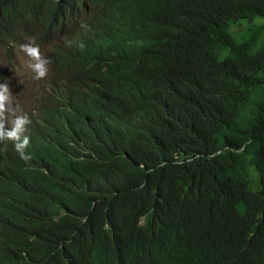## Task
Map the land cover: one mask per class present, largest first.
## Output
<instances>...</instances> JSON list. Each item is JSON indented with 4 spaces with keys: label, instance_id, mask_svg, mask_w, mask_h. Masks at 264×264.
Wrapping results in <instances>:
<instances>
[{
    "label": "trees",
    "instance_id": "obj_1",
    "mask_svg": "<svg viewBox=\"0 0 264 264\" xmlns=\"http://www.w3.org/2000/svg\"><path fill=\"white\" fill-rule=\"evenodd\" d=\"M258 17L264 0H0L2 49L52 46L31 159L0 142V264H264Z\"/></svg>",
    "mask_w": 264,
    "mask_h": 264
},
{
    "label": "clouds",
    "instance_id": "obj_2",
    "mask_svg": "<svg viewBox=\"0 0 264 264\" xmlns=\"http://www.w3.org/2000/svg\"><path fill=\"white\" fill-rule=\"evenodd\" d=\"M81 27L86 28L87 25L82 22ZM27 41L29 42L26 43ZM36 43L37 42L35 41V38L27 39L22 45L15 46L11 55H9L8 52L7 55L9 57L14 56V54L16 53L15 52L16 48L21 47V49L30 58L28 67L34 73L33 79L41 80L46 78L48 73L49 75L51 74V71L49 69L51 60L47 58V55L46 57L42 55L40 48L50 47L51 50L52 46L51 45L40 46ZM0 56H1V40H0ZM48 84L49 82H47L43 95L47 90ZM14 105H15L14 95L12 93L9 83L0 82V142L1 140H12L14 142L16 151L19 153L21 159L27 161L31 159V155L25 152V149L30 144V137L29 135L26 134L28 131V125L31 123V120L28 117L30 113L28 115L26 113L18 115L17 112L19 111V108L18 106H14ZM9 115H11L12 117L11 120L8 119ZM9 126H11V130H6V127ZM0 195H1V188H0Z\"/></svg>",
    "mask_w": 264,
    "mask_h": 264
},
{
    "label": "rangeland",
    "instance_id": "obj_3",
    "mask_svg": "<svg viewBox=\"0 0 264 264\" xmlns=\"http://www.w3.org/2000/svg\"><path fill=\"white\" fill-rule=\"evenodd\" d=\"M264 18L258 17L254 21L256 25L263 22ZM241 24H250V21H243ZM249 30V26L236 25L233 27L232 32L234 34L246 33ZM27 41L26 43H28ZM37 44V43H36ZM43 56L46 57L47 53L50 51V47L40 48ZM16 53L14 56L9 57L7 52L1 48L0 56V82H8L12 93L14 95L15 105L18 106L19 111L17 114H29L36 111L38 108L43 92L46 88L49 76L41 80L33 79L34 73L28 67L30 58L21 49V47L16 48ZM11 120V115L8 116Z\"/></svg>",
    "mask_w": 264,
    "mask_h": 264
}]
</instances>
